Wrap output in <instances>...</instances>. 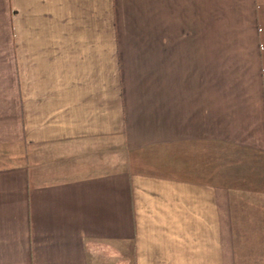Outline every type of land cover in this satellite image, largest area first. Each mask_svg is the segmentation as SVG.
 <instances>
[{
  "label": "crops",
  "instance_id": "obj_1",
  "mask_svg": "<svg viewBox=\"0 0 264 264\" xmlns=\"http://www.w3.org/2000/svg\"><path fill=\"white\" fill-rule=\"evenodd\" d=\"M0 264H264V0H0Z\"/></svg>",
  "mask_w": 264,
  "mask_h": 264
}]
</instances>
